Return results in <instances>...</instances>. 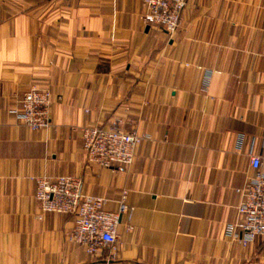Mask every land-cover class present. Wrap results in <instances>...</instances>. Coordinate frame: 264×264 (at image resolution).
<instances>
[{
	"label": "crops",
	"instance_id": "0c3cea01",
	"mask_svg": "<svg viewBox=\"0 0 264 264\" xmlns=\"http://www.w3.org/2000/svg\"><path fill=\"white\" fill-rule=\"evenodd\" d=\"M143 0H0V264H264V241L226 234L264 156V0H186L169 37ZM49 89L51 126L13 114ZM146 135L123 173L87 161L81 129ZM79 177L128 211L114 252L70 243L71 215L42 213L34 178ZM127 226L131 229L128 231Z\"/></svg>",
	"mask_w": 264,
	"mask_h": 264
},
{
	"label": "built area",
	"instance_id": "2783aa9c",
	"mask_svg": "<svg viewBox=\"0 0 264 264\" xmlns=\"http://www.w3.org/2000/svg\"><path fill=\"white\" fill-rule=\"evenodd\" d=\"M186 0H143L145 14L142 21L152 28H160L172 37L181 25ZM53 99L49 89L27 90L14 117L31 131L46 130L51 126L50 108ZM83 151L87 161L104 169L125 172L133 163L137 147L149 137L128 132L112 123L108 127L90 126L81 129ZM252 175L242 188L237 207V221L227 225L225 232L245 247L256 240L264 241V156L249 153ZM35 200L42 213L71 215L73 227L67 240L81 247L91 257L104 252H114L117 227L122 214L128 211L124 205L126 193L121 197L118 212L104 209V200L83 194V180L79 177L40 176L33 179ZM131 229L127 226V230Z\"/></svg>",
	"mask_w": 264,
	"mask_h": 264
}]
</instances>
